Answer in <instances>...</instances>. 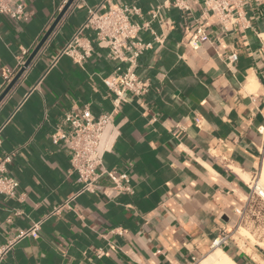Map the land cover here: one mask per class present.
I'll return each mask as SVG.
<instances>
[{"label":"crops","instance_id":"0c3cea01","mask_svg":"<svg viewBox=\"0 0 264 264\" xmlns=\"http://www.w3.org/2000/svg\"><path fill=\"white\" fill-rule=\"evenodd\" d=\"M21 1L27 20L0 16V94L3 73L64 7ZM165 1L78 0L0 104V159L9 157L5 174L19 182L16 196L0 194V244L41 221L39 236L19 239L2 264H204L218 248L237 264H264V232L242 233L237 212L254 201L264 162V0H251L236 26L206 12L204 0L187 12ZM117 3L140 8L136 39L151 43L135 69L149 91L121 102L102 164L127 174L131 190L113 197L114 182L102 176V190L51 214L80 187L69 149L52 140L55 125L86 107L113 112L116 93L103 79L118 66L90 29L83 37L93 50L82 63L61 51L90 9ZM156 7L160 18L151 20ZM198 23L208 40L193 49Z\"/></svg>","mask_w":264,"mask_h":264},{"label":"built area","instance_id":"2783aa9c","mask_svg":"<svg viewBox=\"0 0 264 264\" xmlns=\"http://www.w3.org/2000/svg\"><path fill=\"white\" fill-rule=\"evenodd\" d=\"M193 0H166L165 3L187 12L191 9ZM260 1V0H257ZM68 2L64 0L63 6ZM251 0H204L203 7L206 12H211L221 23L229 26L239 25L244 16V9ZM74 0L68 12L78 5ZM62 10V8L60 9ZM67 12V13H68ZM141 15L140 8L134 4L117 3L105 9L103 5L92 8L84 23L74 33L72 39L61 51L67 54L77 63H82L92 52L93 45L89 39L83 37L86 30L95 33V41L101 47L109 50L108 57L117 61L118 66L114 74L103 79V82L116 93L114 99L115 109L111 113L94 115L89 108L79 113H68L55 125L52 133L54 143H63L71 153L72 170L77 175L80 184L77 192L62 205L57 206L51 214L59 213L63 208L71 207V200L84 192L95 193L102 190L99 180L102 176L110 178L114 182L110 195L117 196L122 191H130L128 175L118 173L115 170H107L102 167L104 154L110 149V139H114L113 129L114 115L122 101L129 94L143 96L149 91L150 83L138 76L135 69L138 59L143 52L151 47V43L137 40L139 31L144 27L133 21L132 17ZM0 16H7L14 22L27 20L29 12L21 0H0ZM151 20L160 18L159 7L150 12ZM208 40V33L204 23H198L193 33L188 38V43L193 49H199L204 41ZM30 50H23L18 65L14 69H6L3 73L6 87L17 72L24 66ZM229 61L237 59V54L229 56ZM126 65V66H124ZM9 157L0 159V194L14 197L17 194L19 182L14 177L5 174ZM125 182V183H124ZM242 216L243 209L237 210ZM17 214H20L17 212ZM41 229V221L34 223L27 230H20L15 237L0 244V264L6 255L12 250L17 241L26 236L38 237ZM229 236L223 235L215 239L214 244L220 245L227 242Z\"/></svg>","mask_w":264,"mask_h":264},{"label":"rangeland","instance_id":"374dc122","mask_svg":"<svg viewBox=\"0 0 264 264\" xmlns=\"http://www.w3.org/2000/svg\"><path fill=\"white\" fill-rule=\"evenodd\" d=\"M259 182V184H258ZM261 172L254 178L253 196L254 201L246 211H243L240 221V230L242 233L249 235V229L253 228L254 231L264 232V198L258 193L257 187L261 186ZM241 227H243L241 229ZM247 231V233L244 230Z\"/></svg>","mask_w":264,"mask_h":264},{"label":"water","instance_id":"95a60500","mask_svg":"<svg viewBox=\"0 0 264 264\" xmlns=\"http://www.w3.org/2000/svg\"><path fill=\"white\" fill-rule=\"evenodd\" d=\"M74 0H68V2L64 5L62 10L59 12L49 29L45 32L42 39L38 42V44L35 46L29 57L27 58L24 66L17 72L15 77L12 79V81L5 87L3 92L0 94V104L3 102V100L6 98V96L9 94V92L13 89V87L16 85V83L20 80L26 69L33 63V61L37 58L38 54L40 53L41 49L44 47L45 43L49 39V37L52 35L58 24L63 20L65 15L67 14L70 6Z\"/></svg>","mask_w":264,"mask_h":264},{"label":"bare ground","instance_id":"6f19581e","mask_svg":"<svg viewBox=\"0 0 264 264\" xmlns=\"http://www.w3.org/2000/svg\"><path fill=\"white\" fill-rule=\"evenodd\" d=\"M261 169V186L257 187L258 193L264 198V162ZM259 184V182H258ZM260 185V184H259ZM246 232V230H244ZM247 233V232H246ZM204 264H237L231 257L225 253L221 248H218L217 251L211 254Z\"/></svg>","mask_w":264,"mask_h":264}]
</instances>
